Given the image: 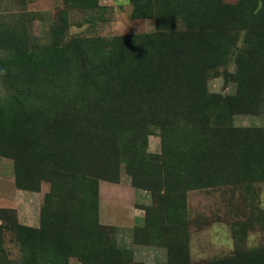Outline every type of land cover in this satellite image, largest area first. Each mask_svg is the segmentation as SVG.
Masks as SVG:
<instances>
[{"label": "trees", "instance_id": "1", "mask_svg": "<svg viewBox=\"0 0 264 264\" xmlns=\"http://www.w3.org/2000/svg\"><path fill=\"white\" fill-rule=\"evenodd\" d=\"M63 3L84 11L105 9L98 0ZM128 4L131 19L154 22L153 33L70 35L68 13L63 12L54 21L50 44L39 46L31 42L24 15L8 21L0 16V89H6L0 97V157L14 161L19 189L32 190L46 180L69 203L66 211L52 214L44 205L38 228L17 227L12 233L19 254L15 264H69L72 257L80 264H101L108 254L121 256L113 243L89 234L90 225H96L91 202L97 182L118 183L121 167L135 188L162 196L164 214L149 211L142 222L166 234L168 264H190L183 252L188 245L186 192L264 180V129L233 128L230 114L215 116V110L223 105L238 110V99L212 98L200 87L190 88L201 81L197 68L205 65L200 59L207 56L208 32L236 34L232 50L238 58L263 67L264 0ZM178 22L196 41L193 56L184 61L180 48L195 41L178 30ZM163 65L169 76L173 68L186 78L176 84V93L171 79L157 88L142 81H154L147 77L149 70ZM262 87L253 90L259 100ZM151 127L160 134L158 157L143 147ZM3 238L0 233V264H14ZM202 264H264V245Z\"/></svg>", "mask_w": 264, "mask_h": 264}, {"label": "rangeland", "instance_id": "2", "mask_svg": "<svg viewBox=\"0 0 264 264\" xmlns=\"http://www.w3.org/2000/svg\"><path fill=\"white\" fill-rule=\"evenodd\" d=\"M117 1V6L121 3L120 9L112 6L101 11L72 9L61 3L50 17L38 19L35 12L29 10L27 0L25 2L0 0V16H4L8 21L12 16L24 15L23 21L28 25L31 42L39 46L50 44L54 21L63 12L68 13L70 35L111 38L148 35L155 31L152 20L129 18L128 7L125 5L127 2ZM223 1L231 5L238 0ZM176 26L178 30L184 31V34L187 33L188 39L195 41L188 35L190 29L185 31L181 22L176 23ZM205 39L206 54L212 61H209L207 56L201 57L200 61L205 63L204 66L197 68L198 72H201V81L189 87H200L212 98L238 99L242 104L238 110L228 109L224 105L215 110V116L222 113L230 114L233 128L264 129V64L262 68H255L244 64V58L240 57L242 60L238 58L237 52L232 50L236 39L234 33L208 32ZM242 39L243 35L237 45H241ZM195 45L196 41L180 48L183 51L182 61L193 56ZM228 50H232L231 53L226 52ZM166 67L163 65L161 68L156 67L155 70L150 69L147 77H152L154 81L142 80L147 83L146 87L155 85L157 88L158 83L171 79V87L174 88L172 92L176 93V84L185 81L186 78L180 76L173 68L169 76ZM177 68L183 69L182 64L181 67L178 64ZM137 74L146 76L144 70L141 72L138 70ZM257 87L259 89L262 87L263 91H260V100L255 93L258 90L253 91ZM5 94L6 89L1 87L0 97ZM253 99L255 103L251 102ZM144 145L150 155L161 156L158 129L154 127L149 129ZM72 178L79 179L75 175ZM25 182L29 184L28 178ZM54 190L52 184L46 180L40 181L32 190L19 189L15 184L14 161L0 157V233L4 237L2 242L8 258L14 264L19 261L17 242L12 235L17 227L24 225L38 228L44 205L52 209L50 214L52 211H66L69 207L67 195ZM96 193L92 202L91 198L89 199L96 214L94 218L96 225L95 227L93 224L90 225L92 228L89 234L106 239L107 244L113 243L119 250L117 253H122L121 256L114 254L110 258L108 254L107 259L103 257L101 264H168L166 234L157 230L155 224L148 227L142 222L149 211L158 215L164 214L161 195L153 196L149 191L135 188L124 167L120 169L118 183L100 180L97 182ZM45 196H49V199ZM185 201L188 245L183 252L189 258L190 264H202L230 257L237 252L264 245V180L190 190L186 192ZM167 226L169 227L168 224ZM93 254L95 257L99 256L94 251ZM181 256L183 257L182 253ZM69 264L80 263L78 259L72 257Z\"/></svg>", "mask_w": 264, "mask_h": 264}, {"label": "crops", "instance_id": "3", "mask_svg": "<svg viewBox=\"0 0 264 264\" xmlns=\"http://www.w3.org/2000/svg\"><path fill=\"white\" fill-rule=\"evenodd\" d=\"M21 2H25L26 0H20ZM127 2L128 7V15L129 18H131V7L128 4V0H125ZM119 2H121L119 0ZM61 3H63V0H27V5L29 6V10L34 11L38 19L40 18H48L50 17V14L55 10L57 6H59ZM98 3L101 7L104 8H110L112 6H116L117 9H120L121 3L119 6L116 4L118 3L117 0H98ZM99 217H100V211H99Z\"/></svg>", "mask_w": 264, "mask_h": 264}]
</instances>
